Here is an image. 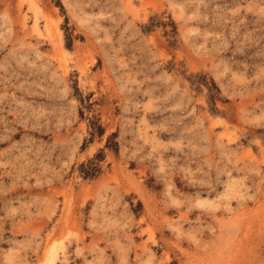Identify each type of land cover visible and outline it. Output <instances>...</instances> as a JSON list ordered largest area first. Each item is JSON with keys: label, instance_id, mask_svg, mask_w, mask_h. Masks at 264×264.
<instances>
[{"label": "rangeland", "instance_id": "1", "mask_svg": "<svg viewBox=\"0 0 264 264\" xmlns=\"http://www.w3.org/2000/svg\"><path fill=\"white\" fill-rule=\"evenodd\" d=\"M0 264H264V0H0Z\"/></svg>", "mask_w": 264, "mask_h": 264}, {"label": "trees", "instance_id": "2", "mask_svg": "<svg viewBox=\"0 0 264 264\" xmlns=\"http://www.w3.org/2000/svg\"><path fill=\"white\" fill-rule=\"evenodd\" d=\"M96 131L101 135L103 133V128L98 125L96 126ZM114 145L115 146H107L116 150V143ZM103 158L104 154L102 151H100L86 163H82L80 166V171L83 177L87 179L96 178L101 172L99 163L103 160Z\"/></svg>", "mask_w": 264, "mask_h": 264}]
</instances>
